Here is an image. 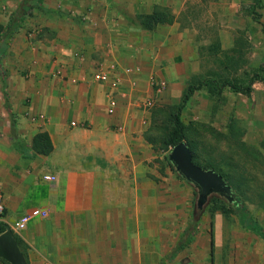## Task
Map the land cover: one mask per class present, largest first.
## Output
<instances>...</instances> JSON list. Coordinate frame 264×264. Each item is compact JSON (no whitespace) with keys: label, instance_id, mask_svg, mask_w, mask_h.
Listing matches in <instances>:
<instances>
[{"label":"crops","instance_id":"0c3cea01","mask_svg":"<svg viewBox=\"0 0 264 264\" xmlns=\"http://www.w3.org/2000/svg\"><path fill=\"white\" fill-rule=\"evenodd\" d=\"M20 1L0 0L3 24ZM191 1L42 0L13 34L0 64H6L8 96L0 114L9 128L13 115L24 148L15 150L10 135H0L4 223L33 208L47 210L22 230L7 228L27 264H150L151 255L159 264H202L191 243L173 253L188 221L175 234L165 228L145 199L157 191L156 210L162 201V211L166 188L148 180L140 154L149 115L144 101L161 92L149 77L169 87L198 61L197 34L189 31L195 26L183 18L192 13ZM156 7L168 8L174 19L146 30L138 18ZM111 64L131 69L122 74L114 114L107 111L106 87L94 78L96 69ZM39 131L49 134L53 149L32 156ZM181 186L174 182L172 190ZM168 233L175 238L166 247ZM249 252L250 262L242 256L222 264H264L261 248ZM0 264L11 263L0 256Z\"/></svg>","mask_w":264,"mask_h":264},{"label":"rangeland","instance_id":"374dc122","mask_svg":"<svg viewBox=\"0 0 264 264\" xmlns=\"http://www.w3.org/2000/svg\"><path fill=\"white\" fill-rule=\"evenodd\" d=\"M188 4L192 13L184 14L183 18L195 26L189 31L197 34L198 61L192 71L187 69L185 74L175 76V85L168 87L166 82L148 107V122L143 126L146 147L140 154L148 180L162 182L161 186L166 188L165 207L161 211L160 201V210H156L160 198L157 191L145 200L154 204L156 215L164 217L165 228L174 234L186 221L197 220V231L188 249L198 253L202 264H222L242 256H247L250 262L253 260L250 247L256 246L264 252V239L242 226L232 206L223 199L207 201L200 215L195 216L197 190L170 168L171 146L166 145L164 138L169 125L167 112L179 102L189 79H215L217 84L233 80L245 84L263 63L264 0H192ZM5 67L6 64L0 66V107L8 97ZM255 82L261 85L252 87L250 96L233 92L228 86L214 90L203 85L187 101L181 119L186 133L184 141L196 142L199 161L211 159L228 175L250 218L264 228V82ZM160 106L164 108L159 111ZM154 110L157 114L153 118ZM1 134L10 135V128L5 115L0 114ZM174 182H181L182 186L172 190ZM170 191L174 196L168 195ZM177 213L181 214L180 219L175 217ZM150 223L157 227V221ZM184 230L177 242L181 241ZM174 238L171 233L165 236L166 247ZM157 256L151 255L149 263L157 264Z\"/></svg>","mask_w":264,"mask_h":264},{"label":"trees","instance_id":"16d2710c","mask_svg":"<svg viewBox=\"0 0 264 264\" xmlns=\"http://www.w3.org/2000/svg\"><path fill=\"white\" fill-rule=\"evenodd\" d=\"M42 0H21L17 6V8L11 13L9 20L6 24H3L0 21V64L1 60L5 54L7 47L9 46L13 34L18 30L21 23L23 22L26 15H31L32 10L41 4ZM257 18V16H255ZM139 21L141 26L146 30H153L154 27L161 23H171L174 19V15L168 10L166 7H156L152 13L149 14H141L139 16ZM255 81L264 82V61L258 67L257 71L253 72V74L249 77L248 81L245 84L242 82H236L233 80H224L221 84H217L215 79L208 80H198L189 79L185 84L181 92V96L179 102L177 104L170 106V111L167 112L169 117L168 119V131L166 133V137L164 141L166 145L173 146L174 144L184 141L186 139L185 127L184 123L181 119L182 109L185 107L187 101L193 96L194 92L200 89L203 85H208L211 89L221 90L223 86H228L231 91L239 92L245 94L246 96H250L252 91V84ZM209 87V88H210ZM160 106L157 108L159 111L162 110ZM8 111L10 112V107L7 106ZM157 114L156 110L153 111V118ZM10 140L13 144L15 150L22 152L24 148V140L20 136V133L17 131V127L15 124V120L13 115L10 114ZM149 141H151L149 139ZM187 145L192 151L193 161L203 168H212L216 172L222 175L224 180L229 184L231 189L234 191L235 189L230 184L228 180V175H226L222 170L216 167V163L211 160H205L204 162H200L198 156L196 154V142L195 141H186ZM53 149L52 141L50 139L49 134L46 131L37 132L32 139L31 144V155H47ZM169 161V160H168ZM170 168L176 172L172 164L169 162ZM177 173V172H176ZM180 177V175L177 173ZM183 179L182 177H180ZM235 192V191H234ZM238 196V195H237ZM213 198H219L225 200L229 205L232 206L233 211L238 215L239 221L242 226L248 228L250 231L264 239V228L263 226L255 220H252L247 212L246 206H238L236 203L228 202L224 197L219 194L212 193L209 195L208 200L210 201ZM239 198V197H238ZM240 199V198H239ZM241 200V199H240ZM242 202V201H241ZM202 209H199L195 206L194 214L195 216L200 215ZM197 220H192L185 227V230L182 233L181 241L177 242L173 248V253L178 252L184 247L188 246L193 241V235L197 231ZM7 225L0 220V234L7 230Z\"/></svg>","mask_w":264,"mask_h":264},{"label":"water","instance_id":"95a60500","mask_svg":"<svg viewBox=\"0 0 264 264\" xmlns=\"http://www.w3.org/2000/svg\"><path fill=\"white\" fill-rule=\"evenodd\" d=\"M168 160L180 177L197 190V208L202 209L212 193L219 194L230 203L243 206L221 174L212 168H203L193 161L192 151L185 141H180L170 148ZM0 256L11 264H27L10 229L0 234Z\"/></svg>","mask_w":264,"mask_h":264},{"label":"built area","instance_id":"2783aa9c","mask_svg":"<svg viewBox=\"0 0 264 264\" xmlns=\"http://www.w3.org/2000/svg\"><path fill=\"white\" fill-rule=\"evenodd\" d=\"M130 67H125L121 71L116 64L109 66H101L94 72V78L96 81L102 83L106 87L107 94V111L110 114H114L119 105V94L121 93V82L124 79L123 73H130ZM149 80L154 84L156 89L159 91L165 85L164 80H160L155 74H151ZM153 99L149 98L144 101V106L149 107L153 103ZM74 123V122H73ZM46 178L53 179L52 176H45ZM5 207L0 196V220L5 222L3 219ZM47 216V210L43 208H33L26 214L17 218L11 223H5L7 227L13 230H22L26 227L27 222L34 218L40 217L45 218Z\"/></svg>","mask_w":264,"mask_h":264}]
</instances>
